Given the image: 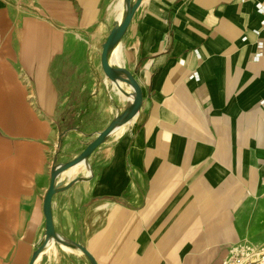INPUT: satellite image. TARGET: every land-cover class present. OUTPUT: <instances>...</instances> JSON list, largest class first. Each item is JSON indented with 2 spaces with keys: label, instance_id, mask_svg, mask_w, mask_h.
I'll return each instance as SVG.
<instances>
[{
  "label": "crops",
  "instance_id": "crops-1",
  "mask_svg": "<svg viewBox=\"0 0 264 264\" xmlns=\"http://www.w3.org/2000/svg\"><path fill=\"white\" fill-rule=\"evenodd\" d=\"M262 7L142 0L111 63L140 83L141 111L53 200L57 232L98 264H221L231 245L264 243ZM121 12V0H0V264H29L40 244L56 157L75 158L128 105L101 68ZM36 264L89 263L53 245Z\"/></svg>",
  "mask_w": 264,
  "mask_h": 264
},
{
  "label": "water",
  "instance_id": "water-1",
  "mask_svg": "<svg viewBox=\"0 0 264 264\" xmlns=\"http://www.w3.org/2000/svg\"><path fill=\"white\" fill-rule=\"evenodd\" d=\"M124 2L126 7L122 21L115 24L102 45L101 68L106 83H111L112 87H117L128 100V105L102 131L98 132L87 147L75 158L67 162H61L59 157H56L51 171V184L44 200L45 232L29 264H36L53 245L79 253L89 264H98L96 258L84 244L66 238L57 232L53 216V200L60 192L69 190L76 183L85 180L83 177L74 178L73 180H60L62 175L80 166H84L91 174L90 160L93 155L108 142L116 130L131 125L141 111L144 97L140 83L125 67L113 66L110 62L113 51L120 45L136 11L142 4V0H124ZM124 86L129 87L132 91L128 92Z\"/></svg>",
  "mask_w": 264,
  "mask_h": 264
},
{
  "label": "built area",
  "instance_id": "built-area-1",
  "mask_svg": "<svg viewBox=\"0 0 264 264\" xmlns=\"http://www.w3.org/2000/svg\"><path fill=\"white\" fill-rule=\"evenodd\" d=\"M260 12L264 15V7L260 8ZM260 33L257 32L258 35ZM257 48L256 60H260L264 56V43L258 42ZM191 78L199 80V76L196 73ZM221 264H264V243H256L245 239L231 245L227 256L222 260Z\"/></svg>",
  "mask_w": 264,
  "mask_h": 264
},
{
  "label": "bare ground",
  "instance_id": "bare-ground-1",
  "mask_svg": "<svg viewBox=\"0 0 264 264\" xmlns=\"http://www.w3.org/2000/svg\"><path fill=\"white\" fill-rule=\"evenodd\" d=\"M122 1V12L118 15V20L119 21H122L123 19V16H124V12H125V7H126V4L124 2V0H121ZM117 4H115L112 8H111V11L113 12V9L115 8ZM121 45V44H120ZM120 46L116 47L115 50L113 51L112 55H111V63H119L120 61ZM113 90L122 97V99H126L125 96L122 94V92L117 88V87H113ZM120 130V129H118ZM116 130V131H118ZM66 177V174L62 175V177L60 178V180H63L64 178Z\"/></svg>",
  "mask_w": 264,
  "mask_h": 264
},
{
  "label": "rangeland",
  "instance_id": "rangeland-1",
  "mask_svg": "<svg viewBox=\"0 0 264 264\" xmlns=\"http://www.w3.org/2000/svg\"><path fill=\"white\" fill-rule=\"evenodd\" d=\"M111 94V93H110ZM112 96H114V93L112 92ZM104 128H93V129H91L90 130V132H93L92 133V136L91 137H95V135L98 133V132H100V131H102ZM114 140V138L113 137H111L109 140H108V142H111V141H113ZM107 142V143H108Z\"/></svg>",
  "mask_w": 264,
  "mask_h": 264
}]
</instances>
